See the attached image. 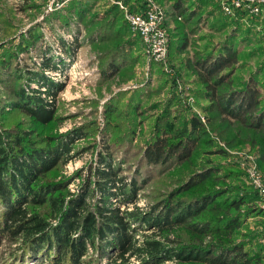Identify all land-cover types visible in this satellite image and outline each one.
Returning <instances> with one entry per match:
<instances>
[{"label": "rangeland", "instance_id": "1", "mask_svg": "<svg viewBox=\"0 0 264 264\" xmlns=\"http://www.w3.org/2000/svg\"><path fill=\"white\" fill-rule=\"evenodd\" d=\"M174 1L177 0H159L168 10ZM180 1L182 4L186 2L187 8H192L197 15L187 25L188 28L192 26L190 46L179 58L206 46L208 42V50L228 42L237 50L238 63L244 65H237L239 71L235 74L245 78L263 65L264 18L247 19L244 27H250L251 31L243 29L235 39L228 40L227 34L232 27H220L225 16L217 0H207L205 7L201 6L204 0ZM111 4V0H0V132L8 131V138H11L9 135L20 137L29 147L52 144L53 137L61 136L60 141L67 144L68 151L42 181L56 183L60 188L56 193L63 194L65 204L87 187L89 194L81 212L94 209L96 200L103 194L97 181L102 180L98 168L108 166L104 160L117 169L118 176L127 182H135L137 194L134 203L123 202L121 194L109 195L107 203L113 208L119 206L123 211L139 212L141 220L130 221L136 244H142L145 239H155L172 248H178L185 242L210 248L213 244L224 247L229 244V239L217 241L212 235H205L202 240L195 241L181 224L168 230L144 220L163 211L164 199L180 187L191 172L198 171L203 165L210 166L202 162L206 158L202 153L206 147L201 144L204 138L200 139L198 170L185 163L180 166L172 162L157 166L146 163L143 148L155 132L156 125L161 124L162 115L170 110V116L178 126H183L193 113L206 117L196 106L198 103L187 105L184 115L178 114V107L172 105L171 78L159 64L147 58L144 46L127 30ZM174 20L173 17L170 19V30L174 28ZM171 60L170 65L180 75L182 85L188 86V92L194 97L195 86L179 73L178 61L173 63ZM49 83L53 90L48 88ZM22 90L27 96H40L44 103L50 105L49 108L54 109L50 122L42 124L35 121L25 111L24 103L15 107L19 101L17 92ZM50 97L51 103L48 101ZM237 130L236 125H231L229 133L237 134ZM214 132L209 131V136L225 155H210L211 164L233 165L234 170L241 172L239 179L242 184L250 185L246 168L247 164L254 162L264 184V176L257 165L256 149L247 140L255 133L239 129L237 139L242 147L236 148L228 146L226 140ZM224 169L228 171V168ZM223 172L205 180L194 189V193L221 189L229 180L224 183L218 180ZM108 185L112 192L111 185ZM192 195L193 191L182 192L173 200L182 199V206L190 205L195 201L190 200ZM260 202L259 199L256 202L259 207ZM211 214L203 212L198 219ZM56 217L50 221L56 222ZM246 224L247 227H241L233 234L230 243H239L242 239L239 232L244 233L247 228L263 229L264 217H250ZM111 237L108 235L106 239ZM103 241L98 240V249L87 243L83 258L90 260V264H145L143 259L146 256L142 252H128L121 256L114 248L106 247V253L101 255L99 244ZM255 242L264 244V239L259 236ZM259 248L264 255V245ZM9 251L11 247L8 248L7 243L0 244V254L4 259H8ZM29 264L36 263L32 261ZM147 264L193 263L172 259Z\"/></svg>", "mask_w": 264, "mask_h": 264}, {"label": "trees", "instance_id": "2", "mask_svg": "<svg viewBox=\"0 0 264 264\" xmlns=\"http://www.w3.org/2000/svg\"><path fill=\"white\" fill-rule=\"evenodd\" d=\"M155 1L165 12L164 26L169 38L168 59H172L173 63L178 61L179 65L176 64V67L179 73L184 74V80L195 86V103H198L196 106L204 113L207 122H203L198 114L193 113L183 126H178L167 109L159 121L161 124L156 125L155 132L145 144L142 155L146 163L151 165L172 162L180 166L185 163L198 170L200 162L197 161V155L200 153V139L204 138L201 144L206 147L202 152L206 158L202 162L210 166L203 165L198 171L191 172L184 183L164 199L166 205L163 211L154 215V218L150 216L144 220L168 230L181 224L187 228V233L192 234L191 239L195 241L202 240L205 235H212L217 241L229 239V244L224 247L213 244L210 248L185 242L178 248H172L155 239H145L142 244H136L133 241L130 221H140L142 217L139 212L123 211L119 206L113 208L107 203L109 195L116 194L122 195L123 202L134 203L137 194L135 182H127L125 178L118 176L117 169L104 160L103 163L108 166L98 168V175L102 180L97 181L103 194L96 200L94 209L81 212L89 194L87 187L75 197H70L65 204L66 198L63 194L56 193L60 189L56 183L42 181L46 173L68 151L67 144L60 141L61 136L53 137L52 144L29 147L23 144L20 137L9 135L11 138H8L6 133L9 132L3 130L0 132V244L7 243L11 251L7 253L8 259L0 254V264H12L11 261L20 264H29L32 261L36 264H90V260L83 258L87 243L98 249V240H104L99 244L101 255L106 253V247L114 248L121 256L128 252H142L146 256L143 259L145 264L172 259L193 264H264V255L259 248L264 244L255 242L259 236L264 239V224L261 230L247 228L244 233L239 232L242 235L240 242L230 243L237 230L247 227L248 218L264 217V208L260 206L261 209L256 204L259 199L257 191L249 184H242L239 179L241 172L234 170L233 165L211 164L208 158L212 154L225 155L222 148H218L210 138L209 131H215L214 133L226 140L228 146L241 148L237 139L238 130L249 129L255 136L247 140L256 149L257 165L264 176V67L261 68L264 62L245 78L235 74L239 71L237 65H244L238 63L237 50L228 42L217 44V47L210 50L207 49L208 42L206 46L196 48L184 58H179L190 46L192 26L188 28L187 25L197 14L192 8H187L189 6L186 2L182 4L180 0L174 1L169 10L159 0ZM209 1L204 0L201 6L205 7ZM124 2L132 11L141 6L140 0ZM111 5L127 26V30L133 34L119 7L116 4ZM224 16L220 27H232L227 34L228 40L235 39L237 33L243 29L251 31L250 27H244L242 16ZM172 17L175 25L170 30L168 27ZM250 18L253 17L248 16L246 21ZM170 82L173 99L171 103L178 107V114L184 115V109L188 106L176 93L172 79ZM47 85L51 90L54 89L50 83ZM17 96L19 101L15 107L24 103L22 105L25 111L35 121L46 124L53 119L54 109L49 108L50 105L44 103L40 96H27L23 90L17 92ZM231 125L238 127L237 134L229 133ZM224 168H228V171ZM221 171L224 172L218 176V180L224 183L226 179H232L231 182L228 180L221 189L194 193L196 187ZM108 184L111 185L112 192ZM189 191H193L190 200H195L194 203L182 206V199L173 200L177 194ZM203 212L205 215L208 212L212 214L198 219ZM52 217H56L57 221L51 222ZM108 235L112 237L106 239Z\"/></svg>", "mask_w": 264, "mask_h": 264}, {"label": "built area", "instance_id": "3", "mask_svg": "<svg viewBox=\"0 0 264 264\" xmlns=\"http://www.w3.org/2000/svg\"><path fill=\"white\" fill-rule=\"evenodd\" d=\"M141 6L138 10L132 11L124 0H111L123 13L131 32L137 35L149 60L159 64L164 72L173 80L175 91L181 101L186 105L194 106L195 99L188 92V86H183L180 76L170 65L168 59L169 38L167 29L164 26L165 12L163 7L155 0H140ZM221 12L230 17H241L246 21L248 16L264 18V0H217ZM44 91V88H43ZM52 102V98L48 100ZM203 122L205 118L198 114ZM247 176L250 185L257 191L261 207L264 208V184L256 165L247 164Z\"/></svg>", "mask_w": 264, "mask_h": 264}, {"label": "crops", "instance_id": "4", "mask_svg": "<svg viewBox=\"0 0 264 264\" xmlns=\"http://www.w3.org/2000/svg\"><path fill=\"white\" fill-rule=\"evenodd\" d=\"M193 77V76H192ZM191 78V77H190Z\"/></svg>", "mask_w": 264, "mask_h": 264}]
</instances>
